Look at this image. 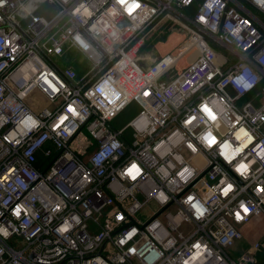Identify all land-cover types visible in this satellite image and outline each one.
I'll return each instance as SVG.
<instances>
[{"label":"built area","instance_id":"1","mask_svg":"<svg viewBox=\"0 0 264 264\" xmlns=\"http://www.w3.org/2000/svg\"><path fill=\"white\" fill-rule=\"evenodd\" d=\"M193 1L0 0V224L11 233L0 235V264H146L140 253L153 247L163 252L154 264H256L262 243L235 249L242 229L264 217V157L252 151L253 144L229 163L219 144L208 147L198 134L212 128L220 143L236 147L239 125H232L239 115L255 142H264V23L250 9L264 15V4L199 0L187 17L180 10ZM131 3L138 6L129 12ZM168 20H177L190 39L149 60L145 38ZM237 26L241 30L233 35ZM190 49L194 59L162 80ZM167 57L173 65L162 64ZM81 63L86 68L80 73ZM157 65L161 72L152 76ZM241 74L254 82L252 89L229 79ZM105 81L121 94L115 103L98 92ZM33 92L44 104L28 102ZM201 101L217 111L218 120H200ZM73 103L85 119L69 113L54 132ZM132 106L131 117L117 126ZM29 114L40 126L25 134L22 121ZM193 114L197 120L184 128ZM188 140L195 152L185 147ZM102 151L106 156L96 164ZM241 160H254L247 177L234 171ZM133 163L142 169L134 181L125 175ZM185 165L193 171L187 183L176 175ZM228 184L233 189L224 196ZM189 191L206 209L200 219L184 203ZM21 201L32 213L17 220L12 210ZM65 222L73 227L61 234L57 229ZM131 227L137 235L119 246Z\"/></svg>","mask_w":264,"mask_h":264},{"label":"clouds","instance_id":"2","mask_svg":"<svg viewBox=\"0 0 264 264\" xmlns=\"http://www.w3.org/2000/svg\"><path fill=\"white\" fill-rule=\"evenodd\" d=\"M185 2H187V0H185ZM256 2L258 4H264V0H256ZM216 3H219V0H216ZM137 4L136 3H131L127 6L128 11L131 12L133 9L137 8ZM207 7L209 9H211L213 7L212 3H208ZM87 12V10H85ZM115 10L113 9V12ZM201 20L204 19V17L200 18ZM243 23H250L249 21L245 20L243 21ZM240 26H237L236 28H234L233 31V35H237L240 32ZM77 40H79V37H77ZM81 43H83V41H81ZM84 47L86 48L87 45H84ZM163 65L166 66H171L174 64V59L172 57H167L162 61ZM161 72V68L160 65H157V68L155 70V72H153L151 75L152 76H156L159 75ZM212 77L209 76V79H211ZM41 79L44 80V82L52 88L53 91H59L58 88H56L55 86H53L52 82L50 80L47 79V77H41ZM230 80H232L234 82V84L238 87V88H243L245 90H250L252 89V87L254 86V82L250 81L248 79H246V76L244 74H241L239 76H235V77H229ZM187 85L193 88V91H195V86L192 80H188L186 81ZM98 92L100 94H104L107 93L108 97H110V99L108 100L110 103H115L117 100L120 99V92H118L115 88H113L107 81L103 82L99 88H98ZM143 95L146 97L148 95H150V90L146 89L143 93ZM199 111L202 113V115L200 116V120L201 121H205V118L208 121H216L218 120L219 116L217 111H215L213 109V107H211L209 105L208 102L206 101H201L199 105H197ZM69 113L73 116V117H79L81 120H84L85 117L82 116L80 114V112L76 109L74 103L73 104H69L66 107V110L64 113L61 114V116L58 118V122L56 124L53 125L52 130L55 132L58 129H60L61 125L64 124V122L66 120L69 119ZM262 120H264V117H261ZM197 120V117L195 114L187 116L186 119H184L183 123V127L187 128L189 125H192L194 121ZM243 120L242 116L237 115L235 121L233 122L232 127L233 128H237V125H239V127L237 128V130L233 133L235 139L237 141H239V145L236 147H233L232 143L228 140H225L223 143H220V139L219 137L215 136L213 133L212 128H208L207 131L201 132L198 134V139L199 141L205 143L208 145V147H213L216 144L220 145V149H221V155L225 158V160L227 162H231L232 160H234L238 155H240L241 153L244 152V150L246 148L249 147V145H253L254 147L252 148L253 152H256L257 156L259 157H264V142H255L256 141V137L254 135L251 134V132L241 123V121ZM4 122L5 124L8 123L7 118L4 117ZM255 122V121H253ZM23 127L26 130L25 134L31 133L33 130H36L37 128H39L40 126V121L33 115L29 114L24 121H22ZM3 125H0V127H2ZM219 127V125H217V128ZM63 131L66 132L68 134L69 137H71L73 135V131L65 126L63 128ZM177 132H179V129H175L172 132V135H175ZM191 135L196 136L197 134L195 132L191 133ZM45 137L41 138V141L44 139ZM5 140H8V136L6 135L4 137ZM164 141H161L160 144H163ZM159 144L156 146L157 149H159ZM118 147L117 144H113L112 148H116ZM185 147L193 152H195L196 149V145L192 142V140H188ZM260 149V152H257L256 150ZM106 153L105 152H100L98 157L95 160L96 164H99L101 162V158L105 157ZM175 159L177 161H182V156L179 154L175 155ZM251 163H254L253 161H247L245 162L244 160H241V162L235 167L234 171L237 172L238 174H240L241 176L247 177L249 171H250V165ZM142 173V169L135 163L132 164V166L130 168H128L125 172V175H127L131 180H136L137 177ZM177 177L180 178L181 180H183L185 183H187L189 181V178L193 176V171L187 166L185 165L184 167H182L177 173H176ZM233 189V185L232 184H228L227 186H225L222 189V194L224 196H227L228 193ZM184 203L187 204H191V207L195 210L194 211V218L195 219H200L201 217L204 216L206 209L204 207L201 206V204L197 201V198L195 196L194 193L192 192H188L186 194V197L184 199ZM241 208L243 210L244 213L249 212V209L244 206L241 205ZM32 213L31 208L26 205L23 201H21L19 204L16 205L15 208H13L12 210V215L15 219L19 220L21 218L22 215H24L25 217H28L30 214ZM235 218L237 221H240L242 219L241 213L238 211L235 214ZM74 219L77 220V223H79V219L78 217H74ZM117 220L122 221L124 219V214L121 212L120 214L117 215L116 217ZM73 227V225L70 222H65L64 224H62L57 231L61 234L68 232L71 228ZM139 229L137 227H131L126 233H125V238H121L119 240V246H124L126 245L130 240H132V238L137 235ZM0 235H2L4 238H8L11 233L9 232L8 228L5 227L3 224H0ZM172 241L169 240L168 243H171ZM195 246L199 247V241L195 242ZM137 248L136 247H129L128 248V252L129 253H136ZM163 255V252L160 250H157L155 247H153L147 255H145V253H140V257H142L143 259L146 260V264H154L155 261H157L158 259H160V257ZM184 264H189L188 260L184 261Z\"/></svg>","mask_w":264,"mask_h":264},{"label":"rangeland","instance_id":"3","mask_svg":"<svg viewBox=\"0 0 264 264\" xmlns=\"http://www.w3.org/2000/svg\"><path fill=\"white\" fill-rule=\"evenodd\" d=\"M166 38H163L162 35L167 34ZM148 39H156L157 42L161 45H178L181 42H187L189 41V33L183 29V27L180 25V23H177V20H168V21H163L159 23L157 26L151 29V31L147 34L145 40L147 41ZM154 40V41H156ZM158 44V45H159ZM167 45V46H168ZM78 59H81L78 57ZM194 59V51L193 49L188 50L185 52V54L178 60V62L175 64V66L168 72V75H166L162 80L171 77L175 72L179 71L182 69L184 66H186L191 60ZM82 60V59H81ZM84 61V60H83ZM63 65V63H61ZM86 64L81 63L78 66V71L81 73L85 70ZM28 102L30 104H40L44 102V98L37 92H33L31 96L28 98ZM44 104V103H43ZM42 105V104H40ZM135 110L134 106L132 108L128 109L125 111L117 121V126H122L132 115L133 111ZM264 218V217H263ZM250 224H257V225H251V229L248 233V238H246V245L242 246V244L236 245L235 251L238 250V248L242 247V249L246 248L249 246L250 243L253 241H259L264 245V220L261 219V221H255L253 220L250 222ZM249 225V224H248ZM243 233V238L246 237ZM260 234V235H259ZM242 238V239H243ZM260 253V264H264V247L259 250Z\"/></svg>","mask_w":264,"mask_h":264},{"label":"crops","instance_id":"4","mask_svg":"<svg viewBox=\"0 0 264 264\" xmlns=\"http://www.w3.org/2000/svg\"><path fill=\"white\" fill-rule=\"evenodd\" d=\"M167 35H168V33L167 34H164V35H162V37L163 38H166L167 37ZM154 40H156V39H154ZM152 41V43L150 44V45H148V47H145V46H143V49H145V50H148V49H150V53H149V55H150V57H149V60H155V59H157L159 56H161L162 54H164L165 52H168V51H173L178 45H168V44H166V45H163V44H159L158 42H157V40L156 41ZM159 44V45H158ZM145 45V44H144ZM168 45V46H167ZM221 49V48H220ZM221 52L222 53H224V54H227V52L224 50V49H221ZM229 55V57L230 58H232V59H235L234 58V56H232L231 54H228ZM261 219H263L264 220V218H259L257 221H261ZM256 221V220H255ZM251 225H257V224H249V225H247V226H245L242 230H243V232H244V235H246V237H244L242 240H240V241H238L237 242V246H238V244H242V246L244 245H246V238H248V235L250 234V233H248L250 230L249 229H251ZM260 235V234H259ZM241 248L242 247H240V248H238V250L237 251H239V250H241ZM236 251V252H237ZM260 251L257 253V262H256V264H260L259 262H260Z\"/></svg>","mask_w":264,"mask_h":264},{"label":"trees","instance_id":"5","mask_svg":"<svg viewBox=\"0 0 264 264\" xmlns=\"http://www.w3.org/2000/svg\"><path fill=\"white\" fill-rule=\"evenodd\" d=\"M199 4V0H194L191 4H189L188 6L182 7L180 12L183 13L184 15H186L187 17H192L193 14L196 12L197 7ZM250 9L260 18V20L264 23V15L258 11H256L254 8ZM154 40V39H153ZM152 43V39H148L145 42V47H148V45H150Z\"/></svg>","mask_w":264,"mask_h":264}]
</instances>
